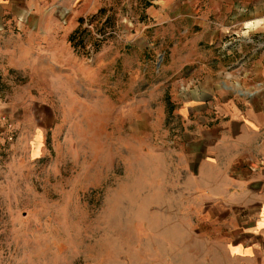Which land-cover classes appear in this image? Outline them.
<instances>
[{
	"label": "rangeland",
	"instance_id": "374dc122",
	"mask_svg": "<svg viewBox=\"0 0 264 264\" xmlns=\"http://www.w3.org/2000/svg\"><path fill=\"white\" fill-rule=\"evenodd\" d=\"M149 5L109 0L74 22L57 9L54 48L69 52L55 55L77 66L75 81L44 48L0 69V88L16 95L0 96L10 123V139L0 135V264H161L166 210L151 183L198 121L184 106L224 99L200 92L239 102L264 88L258 69L238 64L264 37L234 36L231 64L219 68V54L199 47L192 7L166 19ZM98 26L113 33L100 37Z\"/></svg>",
	"mask_w": 264,
	"mask_h": 264
},
{
	"label": "crops",
	"instance_id": "0c3cea01",
	"mask_svg": "<svg viewBox=\"0 0 264 264\" xmlns=\"http://www.w3.org/2000/svg\"><path fill=\"white\" fill-rule=\"evenodd\" d=\"M108 2L0 0V62H5L0 69L25 67L16 54L31 52L27 55L35 58L34 54L44 48L54 53L50 55V65L67 69L68 77L71 75L74 80L77 66L55 55L68 51L66 47L54 48L60 21L57 9L69 12L67 21L74 22L78 16L92 14ZM147 2L150 9L145 13L164 14L166 19H170L174 8L192 7L199 47L219 54L220 59L215 57L211 62L219 68L231 64L224 55L229 53L234 36L247 40L264 37V0ZM183 15L176 13L171 19ZM257 45L262 48L256 49L251 62L244 57L247 51L238 64L241 68L258 69L264 81V40ZM10 53L13 57H8ZM79 69L78 75L83 78L87 71ZM241 95L243 100L234 102L227 90L219 94L200 92L195 96L224 99L190 100L197 104L189 101L184 106L187 116L199 111L198 121L193 122V132L183 137L176 151L168 150L159 179L151 183L159 185L161 208L166 210V217L162 218V239L166 243L161 264H264V88ZM0 96L16 95L0 88ZM71 96H76L73 90ZM2 132L0 124V135Z\"/></svg>",
	"mask_w": 264,
	"mask_h": 264
},
{
	"label": "built area",
	"instance_id": "2783aa9c",
	"mask_svg": "<svg viewBox=\"0 0 264 264\" xmlns=\"http://www.w3.org/2000/svg\"><path fill=\"white\" fill-rule=\"evenodd\" d=\"M111 33H113V31H111ZM0 124L3 125V132L1 136L3 138L10 139V135H8L10 133L9 131L10 123L7 121L5 115L1 111H0Z\"/></svg>",
	"mask_w": 264,
	"mask_h": 264
},
{
	"label": "trees",
	"instance_id": "16d2710c",
	"mask_svg": "<svg viewBox=\"0 0 264 264\" xmlns=\"http://www.w3.org/2000/svg\"><path fill=\"white\" fill-rule=\"evenodd\" d=\"M78 21H80V19H78ZM96 29H97L100 37H104V33H107V32L111 31V29H106L103 26H102V28H101V26L100 27L98 26ZM80 31H82V30H80ZM83 39H84L83 36H81V37L78 36V43L82 44ZM96 41H98V40H96ZM94 44H96V43H94Z\"/></svg>",
	"mask_w": 264,
	"mask_h": 264
}]
</instances>
